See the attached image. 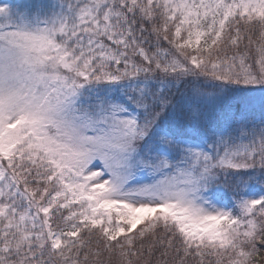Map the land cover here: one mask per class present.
<instances>
[{"label": "snow or ice", "instance_id": "6c2138e0", "mask_svg": "<svg viewBox=\"0 0 264 264\" xmlns=\"http://www.w3.org/2000/svg\"><path fill=\"white\" fill-rule=\"evenodd\" d=\"M0 264H264V0H0Z\"/></svg>", "mask_w": 264, "mask_h": 264}]
</instances>
